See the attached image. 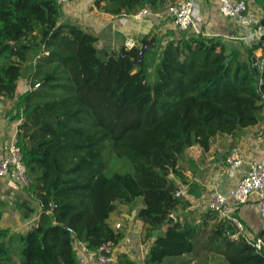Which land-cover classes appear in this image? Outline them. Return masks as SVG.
Returning <instances> with one entry per match:
<instances>
[{"label":"trees","instance_id":"trees-1","mask_svg":"<svg viewBox=\"0 0 264 264\" xmlns=\"http://www.w3.org/2000/svg\"><path fill=\"white\" fill-rule=\"evenodd\" d=\"M167 1L95 0L93 8L119 17L154 13ZM253 1L264 14V0ZM177 34L167 32L149 83L146 57L161 43L157 33L113 51L65 20L56 0H0V98L13 102L6 116L20 119L15 141L29 179L15 210L31 219L39 209L36 223L14 232L3 226L11 206L0 199V264H81L75 243L87 253L114 248L125 234L110 215L137 203L135 217L152 241L143 264H188L200 253L215 264H264V252L234 224L209 211L197 215L176 196L184 173L197 167L190 148L207 152L224 135L236 142L264 121V64L244 67L241 53L219 38ZM31 51L29 89L16 97ZM256 237L264 243V227ZM119 263L137 264L126 255Z\"/></svg>","mask_w":264,"mask_h":264},{"label":"crops","instance_id":"crops-1","mask_svg":"<svg viewBox=\"0 0 264 264\" xmlns=\"http://www.w3.org/2000/svg\"><path fill=\"white\" fill-rule=\"evenodd\" d=\"M94 1L95 0H69L67 4L61 6L64 19L76 22L83 28L90 29L95 35L100 36V45L104 44L109 46L113 51L118 50L127 38L139 41L143 36L151 32L157 33L160 37L161 43L159 42L157 48L149 51L146 57L148 80L149 83H153L156 80V70L160 66L161 52L169 38L167 32H173L176 37L179 36L177 33H180L172 26L170 19L166 16V10L169 6L183 0H168L164 9L158 10L154 13H149L146 9H142L147 11V15L143 18H138L136 16L137 13L142 10H139L135 15L119 17H113L109 14L98 12L93 8ZM198 1L203 17V23L201 25L202 36L206 38H219L227 45L228 50L233 49L240 52V60L251 65L249 52L245 50V48L247 49L248 47H246L243 42L236 39L240 31L237 22L221 15L216 6L210 0ZM249 2H251L250 14L253 16L256 23H259L264 18V14L257 8L253 0H250ZM260 34H262V37L264 36V28H261ZM36 58L37 54L30 60L33 65ZM18 82L15 93L16 97H19L29 89L28 82L26 88L24 87L23 89H20ZM11 107H13V102L4 101L0 98V158L2 156L3 145L15 138L18 125L20 124V119L14 118L15 114L6 116V111ZM262 114L264 116V112H262ZM261 130L264 132V121L245 129V134L236 142H233L230 136H218L215 138L211 148L207 152H203L197 146H194L187 151L188 154L189 151L195 148L194 150H197L198 155L200 156L198 160L191 158L196 163V170L193 173L190 171L184 173L188 180L187 184L181 186L182 195L185 200L190 203L191 211L195 212L197 215L206 213V202L208 203L210 194L213 191L228 194L235 188L237 179L242 177L244 172H246L247 165H242L234 179L228 177L225 171V162L223 159H219L218 156L220 155L221 157V155H223L225 157L231 147L237 146L241 149L246 161L250 158L260 157V154L264 149V142L257 144L255 136L257 132ZM220 137L224 138L218 140ZM223 140L226 142L225 145L228 147L230 146L228 151L219 145L220 143L222 144ZM22 195L24 197L21 187L7 178H0V199L7 200L11 206L4 213L3 226L14 232H25L37 222L39 214V209H37L36 216L31 219H23V217L19 215L15 210V207L20 201L19 196ZM25 198L28 199L27 196H25ZM33 206H35V208L37 207L36 202H33ZM130 207L131 209L127 210L126 206L117 205L115 212L109 217L110 225L112 227L118 225V229L125 234L124 239L118 245L114 246L113 262L110 264H120V255H126L131 261L137 264H143L144 257L152 243L151 240H145L142 223L135 217L140 204L137 203L136 207ZM197 215L195 219L198 220ZM237 215L243 225L244 235L248 237H256L262 229L261 219L257 212L256 204L253 201H249L246 205L241 206L237 210ZM207 225V229H210L212 223L208 222ZM75 246L79 259H85L87 264H100L92 257L91 253H87L85 247L79 242H76ZM193 258L194 259H189V256L186 257L191 263L195 260V257ZM205 258L209 260L208 264L217 263V261H214V259L211 258L210 254L200 253L197 257V259ZM198 262L199 261L197 260V263Z\"/></svg>","mask_w":264,"mask_h":264},{"label":"built area","instance_id":"built-area-1","mask_svg":"<svg viewBox=\"0 0 264 264\" xmlns=\"http://www.w3.org/2000/svg\"><path fill=\"white\" fill-rule=\"evenodd\" d=\"M56 1L59 6L69 2V0ZM210 1L216 6L221 15L237 22L240 31L236 39L243 42L251 50L256 59L254 67L257 70L261 69L264 64V40L262 39V34H260L261 28L256 29V21L250 14V0ZM146 15L147 11L142 10L136 16L143 18ZM166 16L170 19L174 29L179 32H184L191 36H202L201 25L203 17L198 0H183L169 6L166 10ZM136 43L137 41L127 38L124 40L123 46L131 49ZM261 99L264 103V95H261ZM255 141L257 144L264 142V132L262 130L257 132ZM243 164L247 165V170L242 177L237 179L235 188L228 194L213 191L207 203V211L215 215L218 220L234 224L239 232H244V228L237 217V210L249 201H253L256 204L262 228L264 227V149L260 157L250 158L248 161L245 160L239 147L235 146L229 149L225 159V171L228 177L235 179ZM0 178H7L22 189L29 186L22 153L16 145L15 138L3 145L0 158ZM176 196H183L182 191H179ZM116 228L118 229L119 226L116 225ZM246 241L257 252H264V243L261 238L248 237ZM113 251L111 244L107 243L101 245L91 255L100 264H110L113 262ZM80 263L87 264V261L80 259Z\"/></svg>","mask_w":264,"mask_h":264},{"label":"rangeland","instance_id":"rangeland-1","mask_svg":"<svg viewBox=\"0 0 264 264\" xmlns=\"http://www.w3.org/2000/svg\"><path fill=\"white\" fill-rule=\"evenodd\" d=\"M36 53H37L36 51H31L30 52V54H29L30 55L29 56L30 57V60L36 55ZM32 73H33V63H31V61H30V62H28L26 64H23L22 70H21V77H20L19 82H18V86H20V89H23L24 87L26 88V85L31 80ZM262 112H264V108H263ZM221 138H224V137H220V138H218V140H220ZM225 144H226V142L223 140L222 141V144L220 143L219 145H220V147L225 148L228 151V149L230 148V146L228 147ZM194 149H192L191 151H189L187 155H188L189 158H195V159L198 160L200 158V156L198 155L197 150H194ZM206 204H207V202H206ZM126 209L129 210V209H131V207L130 206H126ZM14 247H15V250L17 249L18 250V253H19V251L21 249V245L20 244H16ZM192 259H194V258H192ZM186 260H188V259H186ZM197 260L200 261L201 259H197V257H195L194 262L191 263L189 261L188 264H199V262L197 263Z\"/></svg>","mask_w":264,"mask_h":264},{"label":"water","instance_id":"water-1","mask_svg":"<svg viewBox=\"0 0 264 264\" xmlns=\"http://www.w3.org/2000/svg\"><path fill=\"white\" fill-rule=\"evenodd\" d=\"M257 28H264V18L256 25V29ZM262 39L264 40V36L262 37ZM249 57H250V61H251V66L253 68V70H256V68L254 67L255 63H256V59L255 57L253 56V54L251 52H249ZM241 64L244 66V67H247L249 64L245 61H242L240 60ZM172 219V218H171ZM165 226V223H163L161 226H159V230ZM33 228V227H32ZM158 234V231H154L153 232V236L155 237L156 235ZM74 238L72 239V242H74Z\"/></svg>","mask_w":264,"mask_h":264}]
</instances>
